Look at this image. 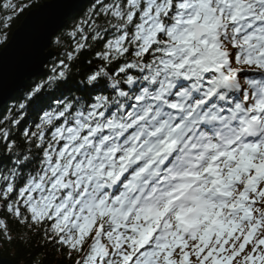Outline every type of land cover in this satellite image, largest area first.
Returning a JSON list of instances; mask_svg holds the SVG:
<instances>
[{"label": "snow or ice", "instance_id": "snow-or-ice-1", "mask_svg": "<svg viewBox=\"0 0 264 264\" xmlns=\"http://www.w3.org/2000/svg\"><path fill=\"white\" fill-rule=\"evenodd\" d=\"M2 7L0 89L22 86L0 117V246L40 236L68 264H264V0H91L72 51L30 87L48 32L13 51L6 30L35 3ZM86 52L95 66L64 92Z\"/></svg>", "mask_w": 264, "mask_h": 264}, {"label": "trees", "instance_id": "trees-1", "mask_svg": "<svg viewBox=\"0 0 264 264\" xmlns=\"http://www.w3.org/2000/svg\"><path fill=\"white\" fill-rule=\"evenodd\" d=\"M50 0H34L35 7L32 9H26L24 13L20 14L18 17L14 18L11 21L10 27L6 30L8 42L10 41L13 33L21 26L22 22L26 18V15L37 8H39L43 3L48 2ZM7 0H0V21H3L4 17L7 15L5 10L3 9V4L6 3ZM91 0H87L85 6L79 13H74L69 17L65 27L54 37L52 42L51 49L55 53L54 58L49 62L46 66L45 73L39 77L34 78L32 81L28 83V86H32L36 83H39L48 75L52 74V69L54 66L58 67L60 59H65L64 53L65 51H72L73 41L70 37L66 35V32L70 30L71 25L74 23L73 17L80 18L82 14L87 10ZM56 37H61L62 43L60 45H56L54 40ZM4 48L3 45H0V51ZM92 53L86 52L79 56V59L73 62V74L68 84L63 86L62 90L64 92L71 91L76 88V82L82 78L83 74L86 73L89 68L94 67L95 65H89L87 63L88 60L92 59ZM20 91L14 95V97L5 104L0 110V117L4 116L8 107L15 103L14 98H18L20 96ZM59 92H49L47 94V99H51L52 97L58 95ZM35 111L36 109L30 110L32 118L35 119ZM43 241L40 236L33 237V245L31 248L26 247L21 244L18 240L13 244L0 246V257L3 259L10 260L13 264H21V262L26 261L30 255L35 254L37 252L46 253V255L42 256L41 259L45 261V264H68V262L60 256V254L55 253L51 248L44 249L41 247Z\"/></svg>", "mask_w": 264, "mask_h": 264}, {"label": "water", "instance_id": "water-1", "mask_svg": "<svg viewBox=\"0 0 264 264\" xmlns=\"http://www.w3.org/2000/svg\"><path fill=\"white\" fill-rule=\"evenodd\" d=\"M50 1L43 3L39 8L30 11L21 26L13 33L8 45L13 51H21L27 46H29L34 40L35 36L41 31L48 32V38L46 40L47 49L44 56L41 58V63L39 69L31 73V79L27 80L26 83L32 81L34 78L39 77L45 73L46 66L54 58L55 53L51 49L54 37L65 27L67 20L74 13H79L85 6L87 0H72L75 5L72 10L71 15L62 16L59 19H54L51 16L45 15L43 13L42 6L48 4ZM54 33V34H53ZM4 52V48L0 53ZM22 86L19 81L10 80L5 88L0 89V110L7 104L16 93L20 90ZM0 264H13L8 259H3L0 257Z\"/></svg>", "mask_w": 264, "mask_h": 264}]
</instances>
